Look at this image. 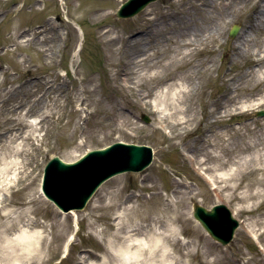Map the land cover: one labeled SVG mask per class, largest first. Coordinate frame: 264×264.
Returning a JSON list of instances; mask_svg holds the SVG:
<instances>
[{
  "label": "rangeland",
  "instance_id": "obj_1",
  "mask_svg": "<svg viewBox=\"0 0 264 264\" xmlns=\"http://www.w3.org/2000/svg\"><path fill=\"white\" fill-rule=\"evenodd\" d=\"M125 1L0 0V264L105 247L120 264L129 242L108 216L124 207L135 227L118 235L147 242L131 264H264V0H156L121 18ZM120 140L152 146V163L75 213L43 194L51 157ZM220 202L240 220L226 247L193 216Z\"/></svg>",
  "mask_w": 264,
  "mask_h": 264
},
{
  "label": "water",
  "instance_id": "obj_2",
  "mask_svg": "<svg viewBox=\"0 0 264 264\" xmlns=\"http://www.w3.org/2000/svg\"><path fill=\"white\" fill-rule=\"evenodd\" d=\"M153 0H127L117 11L119 17L133 16ZM238 31L235 26L230 36ZM264 114V109L257 112ZM153 159V148L146 144L118 141L104 148L88 151L75 162L54 156L45 167L43 189L46 195L64 210L83 208L97 187L119 172L144 169ZM194 215L217 239L228 243L238 221L229 208L218 204L211 209L195 204Z\"/></svg>",
  "mask_w": 264,
  "mask_h": 264
},
{
  "label": "bare ground",
  "instance_id": "obj_3",
  "mask_svg": "<svg viewBox=\"0 0 264 264\" xmlns=\"http://www.w3.org/2000/svg\"><path fill=\"white\" fill-rule=\"evenodd\" d=\"M261 16L257 19L258 23H264V10H262ZM258 25V24H257ZM259 26V25H258ZM107 32H111V31H107ZM141 34V33H140ZM262 57H264V55H261ZM142 59H138V62H142ZM120 72H123V74L127 75V77L124 80H127L128 77V72L126 69L121 68ZM123 180L122 176H118L117 178H115V181H121ZM115 200V201H114ZM107 208H109L111 210V213L114 212L115 209H117L119 206H121L119 200H118V192L113 194V198L111 199V201L109 202V204L106 205ZM96 207H98L96 205ZM129 210L128 207H124L123 211L119 214H112L110 216H108L109 218L112 217L113 219V226L114 228L117 229L116 233L114 234L115 238H124V240L128 243V249L126 251V253L123 256V260H121V262H119L120 264H131L132 262V257L133 255H138L139 257L142 256L144 254V246L146 245V241L143 240V238H140V232L138 233L136 228H132L129 231V234L126 235L125 237H121L118 235V231L119 229H121V227H123L124 225H127L129 227H135L131 224H129V221H127V223H124V221L126 220L127 215L130 213L127 211ZM75 210H71L70 213H75ZM142 218H145L144 215H141ZM118 220V221H117ZM131 221V220H130ZM139 227V226H136ZM143 227V226H142ZM58 237L62 238V240L65 238V233H63L61 231V233H59L57 235ZM144 241V242H143ZM133 248H136L135 250H132ZM106 249V250H105ZM104 252L101 254L99 251H97L96 249H81L79 251V255H77L76 259H75V264H88L89 260H92V262L90 264H104L101 261V258L105 257V254L108 251V247H105ZM152 264H157L155 261L152 262Z\"/></svg>",
  "mask_w": 264,
  "mask_h": 264
}]
</instances>
